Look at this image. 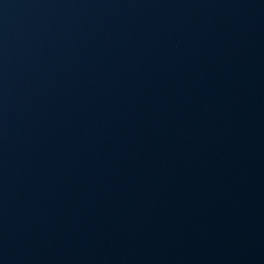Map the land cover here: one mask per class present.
<instances>
[{
	"label": "water",
	"instance_id": "95a60500",
	"mask_svg": "<svg viewBox=\"0 0 264 264\" xmlns=\"http://www.w3.org/2000/svg\"><path fill=\"white\" fill-rule=\"evenodd\" d=\"M0 264H264V0H0Z\"/></svg>",
	"mask_w": 264,
	"mask_h": 264
}]
</instances>
